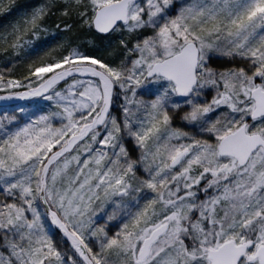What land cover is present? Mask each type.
Returning <instances> with one entry per match:
<instances>
[{
    "label": "snow or ice",
    "instance_id": "snow-or-ice-1",
    "mask_svg": "<svg viewBox=\"0 0 264 264\" xmlns=\"http://www.w3.org/2000/svg\"><path fill=\"white\" fill-rule=\"evenodd\" d=\"M0 264H264V0H0Z\"/></svg>",
    "mask_w": 264,
    "mask_h": 264
}]
</instances>
